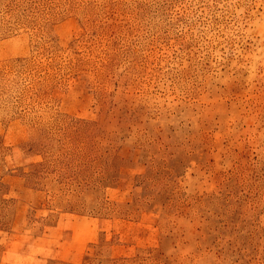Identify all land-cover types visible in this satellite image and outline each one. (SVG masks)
Here are the masks:
<instances>
[{"label":"rangeland","instance_id":"1","mask_svg":"<svg viewBox=\"0 0 264 264\" xmlns=\"http://www.w3.org/2000/svg\"><path fill=\"white\" fill-rule=\"evenodd\" d=\"M0 264H264V0H0Z\"/></svg>","mask_w":264,"mask_h":264}]
</instances>
